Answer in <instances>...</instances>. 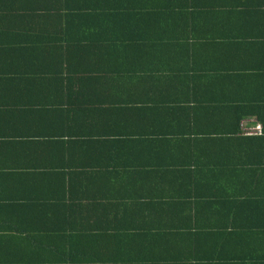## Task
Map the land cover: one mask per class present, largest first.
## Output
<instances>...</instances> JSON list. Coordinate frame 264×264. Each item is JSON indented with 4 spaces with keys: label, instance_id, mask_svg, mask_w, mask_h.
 Wrapping results in <instances>:
<instances>
[{
    "label": "crops",
    "instance_id": "obj_1",
    "mask_svg": "<svg viewBox=\"0 0 264 264\" xmlns=\"http://www.w3.org/2000/svg\"><path fill=\"white\" fill-rule=\"evenodd\" d=\"M140 1L128 0L142 6L138 4ZM194 1L198 6L189 13L190 16L185 9L169 13L148 7L110 10L111 15L121 17H111L110 22L124 21L122 30L128 27L126 31L135 38L126 43L107 39L109 41H104L103 46L113 50L107 51L100 60L115 66L130 63L132 75L143 79L140 81L142 89L136 93L145 100L186 95L190 90L189 82L182 83V79H191V76L199 79L210 74L211 67L219 68L218 72L239 73L252 60H264V51L261 58H256L240 51L239 47L246 35H256L264 47V22L251 24L247 21L251 13L249 8H239L242 4L256 3H247V0ZM84 12L80 10L79 15ZM2 14L0 264H52L48 258L70 257L73 249L80 253L73 257L76 263L65 260L59 264H158L159 258L175 254L192 255L190 262L176 261L175 264H264V141L258 151L249 145L252 142L241 141L232 147L231 154L233 141H225L228 145L224 147L216 143L215 149L207 141L201 143V149L212 148L216 155V151L227 157L230 155L236 165L231 170L236 174L231 178L226 175L223 199L214 196L210 185L198 186L201 195L191 201L193 218L187 233L182 230L127 233L120 229L122 219H118L119 216L117 219H94L99 217L100 209L95 212L71 211L59 202L63 188H58L56 183L58 152L57 147L50 145L58 132L56 113L53 112L58 87L55 75L52 77V73L42 71L56 68L53 61L57 56V37H62L63 31H69L65 18L68 14L57 8L55 0H0V19ZM168 14L173 18L168 19ZM9 16L24 19L42 30L47 41H35L41 55L34 53L32 60L24 62L20 54L23 49L5 27L4 21ZM36 62L42 64L43 70L37 68ZM26 70H33L40 76L28 79ZM169 79L174 85L168 84ZM245 85L248 88L237 91L229 88L230 98L239 103V99L246 97L264 96L250 89L253 83ZM242 121L247 127L262 125L255 118ZM241 122L240 132H244ZM215 142L220 144L221 141ZM9 144L19 146L3 149V145ZM3 151L15 153L7 165L10 169L5 167ZM253 159L257 160V166L252 163ZM3 166L9 173L4 174L6 177H3ZM205 171L210 173L209 169ZM134 187L145 194L153 191L149 183ZM166 190L164 187L163 191ZM87 203L85 200L81 204ZM145 205V202H138L130 206L127 212L130 219L126 222L131 229H162L161 224L168 228L187 225L184 218L176 219V226L173 219H157ZM55 228L60 229L63 240L45 244L47 237H57V233H48ZM91 228L95 230L89 231ZM34 238L41 242H34ZM89 258L93 260H87Z\"/></svg>",
    "mask_w": 264,
    "mask_h": 264
},
{
    "label": "trees",
    "instance_id": "obj_2",
    "mask_svg": "<svg viewBox=\"0 0 264 264\" xmlns=\"http://www.w3.org/2000/svg\"><path fill=\"white\" fill-rule=\"evenodd\" d=\"M250 1L256 4H242L239 7L249 8L251 13L246 20L253 25L263 23L264 0H247V3ZM55 2L58 9L68 14L65 18L69 31H63L62 37H57V56L53 61L56 68L43 70L42 64L36 62V65L42 72H50L52 77L55 75L58 87L53 110L58 132L50 144L57 147L58 152L56 183L58 188H63V196L58 197V201L71 211L83 209L95 212L100 209L99 217L94 219H117L119 216L118 219H122L119 221L120 229L127 233L162 230L189 232L193 218L191 201L201 195L198 186L210 185L214 189V196L223 199L226 194V175L231 178L236 174L231 170L236 165L230 155L227 157L221 151H216V155L212 148L201 149V143L207 141L215 149L216 143L224 147L228 145L225 141H233L235 144L231 146L230 154L232 147L241 141L252 142L249 145L256 147V151L262 147L264 96L246 97L239 99L238 103L230 98L228 89L237 91L248 88L245 84L253 83L250 89L264 94V60H252L239 73L218 72L219 68L211 67L209 69L212 72L199 79H195L196 76L182 79V83L189 82L190 90L186 95L183 93L181 96L167 95L145 100L136 93L142 89L140 81L143 79L132 75L130 63L115 66L100 60L107 51L113 50L103 46L104 41H109L107 39L126 43L135 38L130 31H126L128 27L122 30L124 21L110 22L111 17L121 19L120 16L111 15L110 10L148 7L169 13L175 9H185L190 16L189 13L198 6L196 2L152 0L149 3L148 0H142L138 3L142 6L133 5L128 0ZM80 10L85 11L83 15H79ZM169 15H166L168 19L173 18ZM0 23H3V14ZM4 23L16 42H19L18 47L23 49L20 54L24 62L32 60L34 53L41 55L38 43L35 45V41L46 40L41 29L16 16L7 17ZM0 27L3 28V25ZM3 34L0 32V37ZM239 45L240 51L256 58H261L264 51L263 43L259 42L256 35L244 36ZM25 73L28 79L40 76L33 70H26ZM168 84L174 85L171 79ZM245 118H255L262 123L263 133L246 135L240 132V122ZM18 146L3 145V149H17ZM13 155L14 152L3 151L6 169H10L7 165ZM252 163L257 166V160L253 159ZM206 169L210 173H206ZM199 172H203L202 175ZM4 174L9 173L5 172L3 166V177H6ZM201 177L203 181H200ZM142 183L151 184L153 191L145 194L134 187ZM164 187H167L166 191H163ZM85 200L88 203L82 205ZM138 202H145L157 219H173L176 226V219L184 218L187 225L184 228H168L161 224L162 229H131L126 222L130 219L127 212L130 206ZM93 230L95 228L89 229ZM50 231L48 233H57V237H47L45 244L63 240L64 235L59 232V228ZM33 241L38 243L41 239L34 238ZM77 253L73 249L70 257L48 259H51L52 264L65 260L76 263L73 257ZM191 259V254L167 255V258H159L158 264L190 262ZM87 260L92 261L93 258Z\"/></svg>",
    "mask_w": 264,
    "mask_h": 264
},
{
    "label": "built area",
    "instance_id": "obj_3",
    "mask_svg": "<svg viewBox=\"0 0 264 264\" xmlns=\"http://www.w3.org/2000/svg\"><path fill=\"white\" fill-rule=\"evenodd\" d=\"M241 127H243V131L246 135H261L263 133V127L259 123L253 127H247L244 121H242Z\"/></svg>",
    "mask_w": 264,
    "mask_h": 264
}]
</instances>
